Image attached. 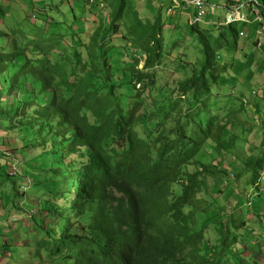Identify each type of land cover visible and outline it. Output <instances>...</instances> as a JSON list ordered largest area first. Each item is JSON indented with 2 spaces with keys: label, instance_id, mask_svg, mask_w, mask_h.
I'll return each mask as SVG.
<instances>
[{
  "label": "rangeland",
  "instance_id": "374dc122",
  "mask_svg": "<svg viewBox=\"0 0 264 264\" xmlns=\"http://www.w3.org/2000/svg\"><path fill=\"white\" fill-rule=\"evenodd\" d=\"M229 1L212 0L216 5L215 13L212 15V10H208L206 25L191 26L183 15L184 9L181 13L172 10L168 15L167 11L175 8L172 0H132L134 5L130 0H103V9L97 11V20L91 23L85 21L86 17H77L72 6L75 0H0V39L4 41L0 45L4 52L19 64L23 59L33 66L45 62L55 70L48 89H41L29 75L19 74L15 90L10 95L5 91L1 94L0 195L6 197L0 199V214L4 216L0 217L3 228L0 241L7 237L3 245L11 244L10 230L18 223L16 235L28 238L21 244L23 258L14 253L17 262L55 264L60 262V256L50 255L42 247L37 254L38 238L43 235H38L33 222L40 216L39 210L34 209V205L18 208L21 202H17L20 200L17 198L20 197L13 193L23 191L27 203L34 198L35 205L40 204L42 209L52 213L70 197L68 192L59 196L66 187L56 167L61 159L62 144L56 142L58 138L53 133L38 131L36 125L27 124L26 118L32 110H42L51 100L55 105L73 100L76 92L85 87L105 94L100 75L90 78L87 73L94 63H101L105 57L111 66L110 80L116 86V96L122 101L140 96L138 115L142 119L133 129L138 138L153 141V145L162 132L169 135L178 126L185 128L189 137L199 131V124L203 125L210 118L224 127L221 153L213 142L206 141L196 157L183 168V176L198 171V163L218 166L225 172L223 177H208L199 195L210 205L208 212L195 217L196 229L203 230L202 255L207 260L216 259L213 248H221L220 231L227 225L236 237L230 247L250 262L264 264V171L259 178L262 183L256 181L259 185H252V177H257L258 171L248 169L250 161L255 159L243 144L250 134L246 145L256 143L260 158L264 160V111H260L257 121L252 120L259 113L255 105L264 104V20L259 22L252 16V23L227 26L228 12L224 7ZM232 1L243 5L241 11H245L246 6L249 8L246 0ZM120 5L123 7L120 19L113 21ZM185 12L193 14L192 10ZM157 15L162 24L160 57L153 56L152 64L144 69L145 51L150 49L146 27L152 25ZM207 59L214 65L210 72L214 73L216 82L207 71V85L202 89L199 86L201 93L196 97L193 89L184 96L181 84L198 76ZM8 71L0 74V87L7 85L5 76L9 79L16 72L12 68ZM259 82L263 84L261 88L257 86ZM207 89L210 94L205 93ZM14 112L16 117L11 115ZM89 118L94 121L93 117ZM234 131L242 136L238 137ZM170 137L174 139L173 135ZM50 141L55 142L54 147L50 146ZM103 144L110 147L111 140ZM9 165H15L16 171L15 176L6 180L5 173L11 171ZM51 168H57L56 173ZM181 193L180 185H173L170 199H176ZM52 219L57 217L53 215ZM29 222L32 223L30 227ZM81 223L87 224L86 219ZM41 224L42 217L38 221V225ZM4 229L9 232L3 237ZM225 257L228 260L224 264H233L235 259L228 252Z\"/></svg>",
  "mask_w": 264,
  "mask_h": 264
},
{
  "label": "trees",
  "instance_id": "16d2710c",
  "mask_svg": "<svg viewBox=\"0 0 264 264\" xmlns=\"http://www.w3.org/2000/svg\"><path fill=\"white\" fill-rule=\"evenodd\" d=\"M122 9L120 5L113 21L120 19ZM260 15L264 18V12ZM161 25L157 15L152 25L146 27L150 49L145 51L144 69L152 64L153 56L160 57ZM3 43L0 39V44ZM22 61V64L15 62L0 45V74L8 73L9 68L16 71L9 79L4 77L7 85L0 87V101L3 91L10 95L15 90L19 74L29 75L43 90L49 88L55 74L53 65L48 67L42 62L33 66L28 60ZM213 68V63L207 59L198 76L181 84V93L185 96L194 89L195 96L200 94L199 86L202 89L207 85L208 73L216 82L214 73L210 72ZM87 73L90 78L100 75L105 94L85 87L76 92L73 100L58 105L51 100L42 110H32L26 118L27 124L36 125L38 131L53 133L58 138L56 142L62 144L61 159L56 167L66 187L59 196L70 193L66 203L56 207L54 213L36 205L38 214L43 215L39 226L43 236L38 252L42 247L50 255L60 256V262L55 264H224L228 260L226 252L235 259L233 264H255L230 247L236 237L227 225L220 231L221 248H213L216 259L207 260L202 255L203 230L196 229L195 217L208 212L210 205L199 195L208 177L225 176L223 169L198 163V171L183 176L184 166L196 157L206 141L213 142L221 153L224 127L210 118L203 125L199 124V131L189 137L185 128L178 126L169 135L162 132L152 145L153 141L138 138L133 130L142 119L138 115L140 96L124 101L116 96L107 59L104 57L101 63H94ZM205 93L210 94V91L207 89ZM11 115L16 117L15 112ZM107 139L111 140L110 147L103 144ZM54 143L50 141V146L54 147ZM248 166L251 172L258 171L257 177H252L251 183L255 186L264 171V160L252 159ZM9 168L12 169L10 165ZM51 169L56 173L57 168ZM9 173H5L6 180L15 176ZM176 184L180 185L182 193L171 200V190ZM13 194L20 200L25 197L23 191ZM53 215L56 220L52 219ZM83 219L87 224L81 223ZM34 220L38 224V218Z\"/></svg>",
  "mask_w": 264,
  "mask_h": 264
},
{
  "label": "crops",
  "instance_id": "0c3cea01",
  "mask_svg": "<svg viewBox=\"0 0 264 264\" xmlns=\"http://www.w3.org/2000/svg\"><path fill=\"white\" fill-rule=\"evenodd\" d=\"M85 1L86 0H78L76 2H73V4H72L73 9L75 8L74 11H76V14L78 15L77 17L83 16V17H86V20L85 21H88L89 23L95 22L97 20V18H96L97 11L103 9V2H102L103 0H93V3L90 4V5L85 4ZM134 1L135 0H133V2ZM246 1L249 3V8H247V6H246L245 7V9H246L245 11H241L240 10V8H242L243 5H241V3H239V2H233L232 0H230L229 3H226L225 4V7L224 8L228 12L227 15H226V19H227V17L228 18L229 17H232V16H229L230 14H234L233 15L234 17H232V18H237V19L242 20V21H240V22H238V23H236V24H234L232 26H235L237 24L239 25V24H249V23H252L253 22V20H251V17L252 16H256V21L261 22L262 20H264V18L260 15L262 12H264V2H262V4H261L260 1L259 2L250 1V0H246ZM130 2H131L132 5H134L133 2H132V0H130ZM215 7H216V5L212 3V0H210L209 1V5L206 8L207 14H208V10L211 9L212 10V13L211 14L213 15L215 13ZM132 8H134V7H132ZM134 10H136V9L134 8ZM185 10H188V9H184L183 15L188 20V22H190V19H191L190 15H191V13L188 14V13H186L187 11L185 12ZM249 15H250V17H249ZM74 19L76 20L78 18H74ZM206 23H207L206 20H204V23L201 24V25H206ZM239 37H241V36H239ZM262 85L263 84L261 82H259L257 84V86L259 88H261ZM262 102L264 103V101H262ZM255 106H256V111H257V108H258L259 113L257 115H255L256 117H254L252 120L257 121V117H259L260 111L261 112L264 111V104H262V106L261 105H255ZM250 114H252V112H250ZM262 116L263 115H261V118H262ZM252 120H250V122H253ZM263 127H264V124H263ZM259 129H260V127H259ZM234 132H235V134L238 137L242 136V135L239 134V132H236V131H234ZM251 132L253 133V129L252 130L250 129V133ZM249 137H250V134H248V137L246 138V142H247V140H248ZM246 142L243 143V144H245V150L247 149L248 152L250 150V153H251L250 156H251V158H254V159L260 158V152L255 147V144L256 143L255 144H248V145H246ZM263 148H264V143L262 144V149ZM257 151H258L259 154H257ZM261 183L262 182L260 181V184ZM258 185L259 184L256 183L255 187H257ZM11 194L12 193H10V195ZM7 196H9V195H7ZM4 197H6V195H4V194L3 195H0V199H3ZM31 199H32V201H29L28 203L26 202V198L25 197L22 200H18V201L15 200V201H17L19 203L21 202L20 205L18 206V208L21 207L23 209H27V207L29 208V207H32V205H34L33 208L34 209H37V207L35 205V202H36L35 199L34 198H31ZM23 203H25V206L22 205ZM17 205L18 204H16V206ZM10 212L11 211H9V213ZM0 215H1L0 216L1 218L2 217L4 218V216H2V214H0ZM41 217H43V215L38 216V221H41ZM6 219L8 220L9 217L8 218L6 217ZM17 224L18 223H14L12 230H10V234L12 236L11 244H6V246H5V244L3 245V242H6L7 237H5L3 239V241H0L1 242V245H3L2 247L0 245V264H22L20 262H17L14 253L17 254V256L21 255V258H23L21 244L23 245L25 243V242L23 243V241L26 238H28V237H26V236H17L16 235L18 233V231H19ZM30 226H32V223L29 224V227ZM33 228H35L39 232L38 233L39 236H42V231L39 228V225L35 223V221L33 222ZM0 229H3V228L0 227ZM4 231L5 232H2L1 233V234H4L5 233V235H3V237L6 236V234L9 232V230L7 231L6 229H4ZM41 238L42 237L38 238V243H39V240ZM13 246H16V248L12 249ZM28 251L30 252V249ZM37 254H38V248H37ZM22 262H24V260Z\"/></svg>",
  "mask_w": 264,
  "mask_h": 264
},
{
  "label": "built area",
  "instance_id": "2783aa9c",
  "mask_svg": "<svg viewBox=\"0 0 264 264\" xmlns=\"http://www.w3.org/2000/svg\"><path fill=\"white\" fill-rule=\"evenodd\" d=\"M78 1V0H75ZM210 0H172V3L175 5L174 9H169L167 11L168 15L171 14L172 10L180 12L182 9H188L192 10L193 14L190 15V25L191 26H197L201 25L205 17L207 16V6L209 5ZM87 4H92L93 0H86ZM242 20L237 19V18H232L229 17L226 21V25H232L240 22ZM239 36H243V33H240ZM15 165H12V169L10 171V175L13 176L15 175ZM262 218H264V212L262 213Z\"/></svg>",
  "mask_w": 264,
  "mask_h": 264
}]
</instances>
